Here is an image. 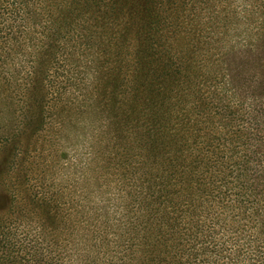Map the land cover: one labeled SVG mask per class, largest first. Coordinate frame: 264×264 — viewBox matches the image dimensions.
<instances>
[{
  "label": "rangeland",
  "instance_id": "1",
  "mask_svg": "<svg viewBox=\"0 0 264 264\" xmlns=\"http://www.w3.org/2000/svg\"><path fill=\"white\" fill-rule=\"evenodd\" d=\"M20 1L0 0V264H128L142 215L157 217L173 197L148 192L139 156L83 112L86 62L56 48L40 55L41 29L27 22ZM165 8L162 50L174 30L196 45L191 142L210 158L208 168L224 172L214 199L222 190L223 200L245 204L246 192L264 204V178L255 172L264 170V148L254 140L255 109L264 106V0H165ZM182 177H173L177 192ZM201 197L194 195L198 205ZM226 215L227 250L239 248L228 263L264 264L248 215Z\"/></svg>",
  "mask_w": 264,
  "mask_h": 264
},
{
  "label": "trees",
  "instance_id": "2",
  "mask_svg": "<svg viewBox=\"0 0 264 264\" xmlns=\"http://www.w3.org/2000/svg\"><path fill=\"white\" fill-rule=\"evenodd\" d=\"M180 2L170 6L172 18ZM18 8L30 26L41 29L38 37L46 47L40 55L56 48L71 61L86 62L89 80L81 82L86 105L79 102L83 112L104 123V136L113 135L124 150L139 156L148 192L159 189L173 197L157 217L142 215L144 231L128 264H229L228 255L239 248L227 250L229 231L222 219L240 212L248 215L264 245V204L250 202L246 192L241 206L223 200L222 190L214 199L213 186L224 172L208 168L210 158L192 149L195 120L187 104L198 66L196 45L174 30L171 44L162 50V26L169 28L165 0H21ZM255 111L262 125L254 140L263 149L264 106ZM258 168L255 172L264 178ZM180 171L184 181L177 192L172 183ZM150 181H158L159 188ZM148 192L144 199L152 201Z\"/></svg>",
  "mask_w": 264,
  "mask_h": 264
}]
</instances>
